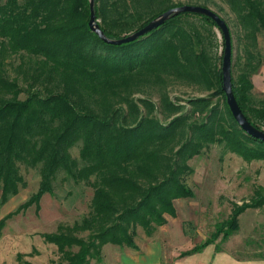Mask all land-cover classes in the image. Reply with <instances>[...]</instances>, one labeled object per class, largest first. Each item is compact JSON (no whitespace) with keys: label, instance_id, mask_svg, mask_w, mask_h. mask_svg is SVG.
I'll use <instances>...</instances> for the list:
<instances>
[{"label":"trees","instance_id":"obj_1","mask_svg":"<svg viewBox=\"0 0 264 264\" xmlns=\"http://www.w3.org/2000/svg\"><path fill=\"white\" fill-rule=\"evenodd\" d=\"M221 1L236 19L244 60L234 78L231 57L232 91L247 121L264 131V99L251 97V77L263 64L258 39L264 37V0ZM176 6L170 0H94L99 27L111 39ZM88 20V0H0V207L25 186L21 167L40 178L38 190L0 219V232L9 218L32 205L38 209L44 194L53 195L58 175L83 183L92 189L88 213L40 235L66 264L100 261L107 244L137 250L138 228L151 237L176 216L175 200L194 198L186 184L193 173L188 162L211 146L246 162L264 160V142L232 117L221 66L204 47L202 29L217 28L211 19L175 15L121 45L100 40ZM171 83L213 91L223 106L202 97L187 101L191 109L184 111L168 96ZM152 90L159 93L157 103L135 97ZM263 192L259 188L250 203L233 204L229 217L181 256L234 234L240 214L264 206Z\"/></svg>","mask_w":264,"mask_h":264},{"label":"rangeland","instance_id":"obj_2","mask_svg":"<svg viewBox=\"0 0 264 264\" xmlns=\"http://www.w3.org/2000/svg\"><path fill=\"white\" fill-rule=\"evenodd\" d=\"M170 1L180 5L205 3L204 0ZM206 8L219 15L229 27L232 39V72L236 78L244 61L241 57L242 46L237 40L236 19L221 0H209ZM202 35L206 51L221 66L224 43L219 29H202ZM258 50L263 64L251 77V97L254 101L264 99L263 36H259ZM167 92L171 101L183 105L184 111L191 109L187 101L202 97H211L212 105L223 106L221 96L212 97L213 91H205L194 84L171 83ZM25 97L24 93L20 95V99ZM135 97H148L154 103L159 101L157 90ZM157 117L162 119L159 114ZM71 155L73 158L78 157L76 147L71 149ZM188 164L193 173L186 178V184L194 192V198L175 200L176 216L167 217V223L159 227L151 237H147L138 228L135 238L138 250L107 244L101 249V260L91 259L88 264H119L124 257L143 256L151 244L159 245L161 262L169 264L179 253L207 239L214 231L215 225L229 217L233 204L250 203L256 191H259V188L264 189V160L246 162L233 153L223 152L221 146L213 145L201 155L193 157ZM20 173L25 186L19 188L18 193L0 207V219L15 211L38 190L40 178L35 170L21 167ZM64 176L58 175L54 194H44L38 209L32 205L6 221L0 232V264H66L56 246L46 243L40 235L55 232L58 225L71 226L85 216L89 211L92 189L83 183L75 185L72 180H65ZM239 227L240 230L235 236L228 239L233 243L229 247L233 246L239 256H248L250 253L263 255L264 206L247 209L239 218ZM217 243L222 248L227 241L220 243L217 240ZM18 254H21L20 258L17 257Z\"/></svg>","mask_w":264,"mask_h":264},{"label":"water","instance_id":"obj_3","mask_svg":"<svg viewBox=\"0 0 264 264\" xmlns=\"http://www.w3.org/2000/svg\"><path fill=\"white\" fill-rule=\"evenodd\" d=\"M88 1H89V20H88L89 29L93 33H95L98 36V38L102 40L104 43L112 44V45H121L136 41L137 39L154 31L155 29L163 25L169 18L175 15H179L183 13H194L211 19L219 29L224 43L222 63H221V75H222V91L225 95L226 104L230 110V113L232 114V117L240 126V128L253 139L264 142V131L255 128L247 121L246 117L241 112L237 104V101L234 97L232 91V83H231V57H232L231 35L228 25L219 15H217L211 9L199 5L176 6L164 11L159 16L149 21L145 26H143L139 30H136L130 33L129 35H126L118 39H111L107 37L99 27L98 24L99 21L96 19L95 16L94 0H88Z\"/></svg>","mask_w":264,"mask_h":264},{"label":"crops","instance_id":"obj_4","mask_svg":"<svg viewBox=\"0 0 264 264\" xmlns=\"http://www.w3.org/2000/svg\"><path fill=\"white\" fill-rule=\"evenodd\" d=\"M252 209H257V208H252ZM242 214H240L238 217V223H239V218ZM168 218H167V220H168ZM171 218H174V217H171ZM239 230H240V227L238 228V230L234 234L229 236L224 241H221V238L218 239L220 243H224L227 241V243H225L226 247L224 246V247L220 248L218 246V243L216 240L214 243L206 246L199 253L187 255V256H181V254L187 250L179 253L177 258L172 260V262H170L169 264H264V254L263 255H256L255 253L254 254L250 253L248 256H239L236 253L233 246L229 247L233 243L228 241V239L232 236H235V234ZM159 250H160V247L158 244H153V245L151 244V246L147 247L146 252L143 256H140V257H124L121 259L119 264H163V262H161V259L159 256V252H160Z\"/></svg>","mask_w":264,"mask_h":264}]
</instances>
